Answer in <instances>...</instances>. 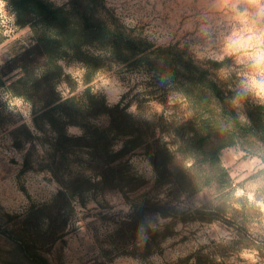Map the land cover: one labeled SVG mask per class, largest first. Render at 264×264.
<instances>
[{"label":"trees","instance_id":"16d2710c","mask_svg":"<svg viewBox=\"0 0 264 264\" xmlns=\"http://www.w3.org/2000/svg\"><path fill=\"white\" fill-rule=\"evenodd\" d=\"M6 2L14 10L16 23L21 27L29 26L32 36L29 48L20 52L19 71L7 84L1 80L2 83L9 92L31 103L38 128L46 123L54 132L50 142V157L54 162L58 157L65 159L74 149H85L89 160L85 169L91 171L90 175L80 174L65 180L58 165H47L61 184L52 202L33 204L24 218L2 225L4 232L10 234L26 254L31 253L25 248L29 244L27 237L35 229L29 222L31 215L39 214L47 219L46 232L52 244L63 237L67 229L66 224L57 228L56 214L66 210L73 212L74 200L80 198L83 202L85 192L97 184L120 190L130 204V213L111 233V248L106 249L107 252L120 251L148 259L177 233L175 226L179 222L201 220L222 222L235 234L227 244L239 249L258 247L264 259V240L257 245L242 224L237 223L241 214L234 213L229 219L223 208L215 206L211 200L194 208L183 207L181 200L184 195H201L212 180L220 187L228 183L227 173L219 168L223 148L237 140L249 147L255 146L257 141L264 143V106L247 100L241 102V107L234 108L231 101L226 100L222 86L209 76L208 69L175 45L156 46L134 36L132 29L105 0H68L61 5L52 0ZM3 40L0 33V43ZM86 45L96 46L101 54L82 50ZM69 51L85 64L86 84L100 69L102 55L127 63L131 69L146 67L164 87L171 86L187 97L193 116L177 125L173 132H166L149 121H141L136 113L128 111V105L121 102L111 105L104 95L93 94L90 88L79 97L62 100L55 91L62 75L57 62ZM239 115H244L247 123H241ZM102 117L106 121L98 122ZM222 124L231 127L223 130ZM69 125L78 127L83 135H67ZM164 136L169 139L165 141ZM119 142L121 146L117 148ZM138 151L152 163L155 180L150 190L132 197L125 188L132 187L136 180L129 172V161ZM190 157L195 163L192 168H186L185 162ZM94 177L98 179L93 184ZM160 219L167 221L160 223ZM140 238L141 245H138ZM223 246V243L217 244V248ZM205 248L206 245L200 246L180 261L186 263L193 259L194 264H219L216 250L204 252ZM33 255L41 260L39 264H49L43 254L35 252Z\"/></svg>","mask_w":264,"mask_h":264},{"label":"rangeland","instance_id":"374dc122","mask_svg":"<svg viewBox=\"0 0 264 264\" xmlns=\"http://www.w3.org/2000/svg\"><path fill=\"white\" fill-rule=\"evenodd\" d=\"M52 1L61 5L68 0ZM105 3L132 29L134 36L156 46L175 45L184 50L187 56L208 69L209 76L218 81L225 91L226 100L231 101L235 96V91L229 88L230 85L231 89L236 88L234 73L227 80H222L217 74L221 67L231 66V61L219 62L214 59L219 54L222 37L227 33L228 19L217 11L215 0H105ZM5 13L8 17L15 16L7 2ZM25 28L29 31L19 35ZM9 29L11 31L5 36L4 32ZM0 33L4 36L0 43V264H39L41 260L33 257L35 252L47 257L49 264H194L193 259L186 263L180 259L202 245H206L204 252L216 250L214 253L217 254L219 264H229L233 258L235 264H245L238 256L241 249L227 244L235 234L220 221L179 222L175 226L177 233L162 244L161 251L148 259L120 251L107 252L106 249L111 248V233L130 213V204L120 190L102 188L97 184L85 192L83 202L80 198L74 200L73 212L66 210L56 214L57 228L61 229L66 224L67 229L63 237L52 244L49 242V233L46 232L47 219L39 214L31 215L29 222L35 229L27 237L29 244L25 243V248L31 253L26 254L15 239L4 232L2 225L24 218L33 204L52 202L61 184L46 168L47 165H58L65 180L80 174L90 175L91 171L85 169L86 161H89L85 149H74L65 159L58 157L54 162L50 157V142L54 132L49 125L41 123L42 127L38 128L31 110L28 118L18 111L9 110L7 101L4 100L5 94L9 93L6 84L19 71L18 65L22 60L20 52L29 48L32 34L29 26L21 27L16 23V17L14 21L9 20L0 25ZM82 50L101 54L96 46L86 45ZM197 55L204 58L198 59ZM60 60L69 65L80 62L86 67L75 57L73 51H69ZM99 71L109 76L110 83L96 94L104 95L111 105L118 102L128 105V111L135 103L138 118L153 123L158 130L161 127L166 132H173L177 125L190 119L185 120L184 111L179 104L168 105L169 95L178 92L171 86L164 87L146 67L131 69L127 63L102 55L101 67L97 72ZM62 76L63 71L57 84ZM63 79L75 91L76 85L71 78L63 76ZM81 95L78 94L77 97ZM247 100L253 101L248 97L241 102ZM151 101L163 105L165 111L171 107L172 115L168 119L163 115H156L150 107ZM105 121V117H102L98 122ZM120 146L121 143H117L116 147ZM129 163V172L136 180L125 191L133 197L151 189L155 171L150 160L140 151L130 157ZM97 179L92 178L93 184ZM130 188L136 190L131 191ZM181 200L183 207L192 208L210 203L207 195H184ZM166 221L160 219L159 222ZM139 240L138 245H141V238ZM218 243H223L224 246L217 248ZM260 258L264 264V259Z\"/></svg>","mask_w":264,"mask_h":264},{"label":"clouds","instance_id":"9594fccd","mask_svg":"<svg viewBox=\"0 0 264 264\" xmlns=\"http://www.w3.org/2000/svg\"><path fill=\"white\" fill-rule=\"evenodd\" d=\"M5 4L6 0H0V25L15 20L14 15L6 16ZM215 4L217 11L228 18L227 33L222 37L219 54L214 59L219 62L231 61V66L221 67L217 73L222 80H227L233 73L236 76V88L231 89V85L229 86L230 90L235 91L231 104L234 108H239L243 99L251 97L254 102L264 106V0H215ZM9 31L11 29L5 31L4 35L7 36ZM28 31L25 28L19 35ZM15 38L17 37H13ZM197 58L204 57L197 55ZM57 63L63 76L70 77L76 85L73 91L62 76L55 87L62 100L83 94L89 88L95 94L110 83L109 76L99 71L86 84L84 77L87 68L80 62L69 65L60 60ZM4 100L7 101L9 110L18 111L25 118L29 117L31 103L23 96H14L9 92L5 94ZM174 104L180 105L185 120L191 118L193 112L187 97L181 93L169 95L168 105ZM150 107L156 115H163L165 119L172 115L171 107L165 111L164 106L156 101H151ZM129 111L135 113L137 105L133 103ZM239 120L247 123L244 115H239ZM228 127L231 125H221L223 130ZM66 134L83 135V131L69 125ZM163 139L167 141L169 137L164 136ZM194 163V159L190 157L185 162V167L192 168ZM219 168L227 173L228 183L220 187L216 180H212L211 185L205 187L201 195L207 194L215 206L223 208L229 219L234 213L241 214L237 223L242 224L258 245L264 240V143L257 141L255 146L249 147L238 140L234 141L221 150ZM238 256L245 264H262L258 247H242ZM229 264H235V258Z\"/></svg>","mask_w":264,"mask_h":264}]
</instances>
